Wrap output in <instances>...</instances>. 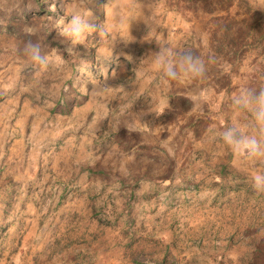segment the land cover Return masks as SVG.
<instances>
[{"label":"rangeland","instance_id":"374dc122","mask_svg":"<svg viewBox=\"0 0 264 264\" xmlns=\"http://www.w3.org/2000/svg\"><path fill=\"white\" fill-rule=\"evenodd\" d=\"M68 3L0 0V264H264V163L209 135L264 84V0H83L75 45L52 27ZM157 41L205 78L165 83Z\"/></svg>","mask_w":264,"mask_h":264},{"label":"clouds","instance_id":"9594fccd","mask_svg":"<svg viewBox=\"0 0 264 264\" xmlns=\"http://www.w3.org/2000/svg\"><path fill=\"white\" fill-rule=\"evenodd\" d=\"M67 17V19H66ZM91 11L84 6L83 0H70L66 7L65 16L55 20L52 24L58 34L70 41L71 45L82 43L94 31L90 24ZM25 33L32 35L33 27L26 26ZM105 24L99 30V39L107 36ZM115 39V38H112ZM158 51L152 53V62L155 68L162 73L164 82H175L181 79L201 80L205 78L207 66L205 59L191 48L178 49L170 44L159 41ZM11 53L17 52L15 43L9 46ZM20 53L27 57L41 70L47 68L52 61L49 54L42 52L39 42L27 40ZM69 53L72 48L67 49ZM106 91H97L92 94L102 98ZM234 118L220 129H210V138L230 151L234 157L253 163H264V84L257 87H242L230 98ZM130 122H134L135 115L130 114ZM239 166V160L234 162ZM252 186L257 191H264V171H253L249 174Z\"/></svg>","mask_w":264,"mask_h":264}]
</instances>
